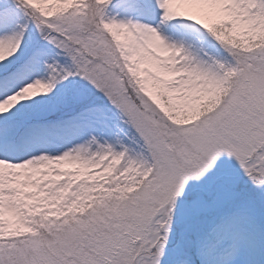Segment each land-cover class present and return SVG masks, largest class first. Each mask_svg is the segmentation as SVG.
<instances>
[{
	"label": "snow or ice",
	"instance_id": "1",
	"mask_svg": "<svg viewBox=\"0 0 264 264\" xmlns=\"http://www.w3.org/2000/svg\"><path fill=\"white\" fill-rule=\"evenodd\" d=\"M0 264H264V0H0Z\"/></svg>",
	"mask_w": 264,
	"mask_h": 264
}]
</instances>
